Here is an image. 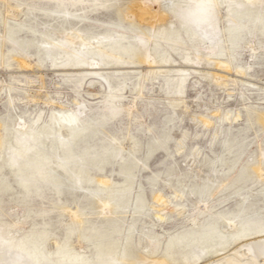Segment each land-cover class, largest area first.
<instances>
[{
	"label": "bare ground",
	"instance_id": "bare-ground-1",
	"mask_svg": "<svg viewBox=\"0 0 264 264\" xmlns=\"http://www.w3.org/2000/svg\"><path fill=\"white\" fill-rule=\"evenodd\" d=\"M42 1L52 3V8L38 3L33 4V9L52 17H63L64 23L73 20L107 29L100 35H88L79 24L70 23L71 32L66 31V40L57 46L64 55L56 60L67 62L73 68L92 70L79 73L78 83L88 74L104 76L105 67L112 65L136 63L158 67L175 63L171 54L180 51L184 52L183 62L188 64H200L213 55L217 58L226 56L227 61L217 65L221 64L220 67L229 71L232 49L230 44L227 45L228 40L234 49L248 26V8L264 12V0H229L228 25L222 34L216 22L221 13L220 0H185L184 5L177 0H130L129 3L120 0ZM234 1L238 3L234 5ZM11 9L16 13L21 7ZM112 10L115 17L110 15ZM256 19V22L261 21L258 16ZM141 25L147 28L143 29ZM129 33L135 35V42ZM14 45L20 48L16 43ZM252 50L256 52L255 48ZM19 58L22 69L31 67V56ZM179 73L173 92H167V95H175L171 97L173 99L167 97L172 108L182 103L178 96L184 93L188 77L196 70L184 69ZM215 76L217 81L225 79L223 75ZM165 84L169 91L170 79ZM144 88L126 106L123 104L127 100L123 92L125 84L119 81L112 85L109 81L108 90H103L108 96L104 97L101 110L95 111L77 101L70 116H65L59 123L51 121L37 130L21 117L13 119V122L18 120V124L14 126L16 139L12 144L7 145L5 135L0 134V150L4 148L8 153V162L4 165L12 170L22 190V197L15 205L23 211V216L12 217L11 222L1 216L0 264H202L211 258L215 260L206 264H264V146L252 163L243 168L236 169L237 164L232 162L227 170H214L204 177H197L191 186L186 184V177L183 178L180 197L188 194L197 198V218L189 215L188 206L182 204L179 207L162 194L156 198L157 205L148 207L142 185L140 192L133 195L140 165V161L133 159L140 146L132 135V148H126L125 139L119 138L107 140V146L100 150L95 144L80 148V143L86 142L87 138L94 139L102 132L101 127L120 115L125 113L131 117L138 100L145 95ZM159 92L154 85L153 96H160ZM205 123L210 124L209 121ZM259 123L264 126V114ZM215 140L217 136L213 138ZM110 159L123 161L119 163L118 173L123 177L122 183L109 177L97 180L92 174L94 169L103 173L104 165ZM194 172V166L186 171L193 179ZM250 181L261 186V190L245 192L244 186ZM94 184L98 187L84 186ZM10 188L11 185L2 182L0 190ZM79 190L87 196L83 199L62 198ZM46 192H52L55 199L46 197ZM38 199L40 205L34 209L33 204ZM230 200L235 202V209H218ZM53 213L61 218L59 225L65 231L64 239L56 233ZM170 215L187 218L194 224L193 228L182 235L175 233L177 231L174 235L164 232V223ZM201 216L206 222L196 225ZM144 218L147 221L143 222ZM166 234L171 238L163 243ZM236 246L238 248L231 251ZM88 250L93 254L89 255Z\"/></svg>",
	"mask_w": 264,
	"mask_h": 264
},
{
	"label": "rangeland",
	"instance_id": "rangeland-1",
	"mask_svg": "<svg viewBox=\"0 0 264 264\" xmlns=\"http://www.w3.org/2000/svg\"><path fill=\"white\" fill-rule=\"evenodd\" d=\"M120 1L129 3L130 0ZM177 1L185 4V0ZM235 1L234 5L238 3ZM230 2L220 0L221 13L216 17L220 32L228 25ZM38 3L48 4L50 8L53 6L52 3L42 0H0V134L5 135L7 145L16 139L14 126L18 124V120L13 122V119L21 117L37 130L51 121L59 123L65 116H70L75 111L77 101L84 102L95 111L101 110L103 99L108 96L103 90H108L109 81L112 85L120 81L125 84L123 92L127 100L123 104L126 106L145 87V95L138 100L134 114L131 117L125 113L120 115L113 122L101 127L102 132L94 139L87 138L79 146L84 148L85 145L95 144L100 150L107 146V140L119 138L125 139L126 148H132V135L140 146L133 159L140 161L135 185L137 189L133 195L140 192L142 185L148 207L157 205L156 198L162 194L166 200H172L179 207L182 204L188 206L189 215L197 218V198L188 194L180 197L179 189L184 188L183 178L186 177V184L191 186L197 177H204L214 170H227L232 162L237 164L236 169L243 168L260 154L261 146H264V126L259 123L260 116L264 114V12L259 13L258 8H248V26L242 36L240 35L234 49L228 40L227 45L230 44L232 49L229 71L220 67L221 64L217 65L218 62H226V56L217 58L213 55L210 60L205 58L200 64H188L183 62L184 52L180 51L171 54L175 63L158 67L136 63L118 64L117 67L112 65L105 67L107 76L88 74L78 83L81 79L79 73L92 70L73 68L67 62L56 60L64 55V51L58 50L57 46L66 40L65 34L71 32L70 23L79 24L81 30L87 31L88 35H100L107 32V29L93 23L73 20L69 24L64 23L63 17H52L34 10L33 4ZM18 5L21 9L13 13L11 8ZM110 15L115 17V12L112 10ZM257 16L260 17V22H256ZM141 26L143 29L147 28L146 25ZM49 36L52 37L47 38ZM129 36L132 42L136 41L134 34L129 33ZM14 43L20 48H16ZM202 54L206 56V52L202 51ZM22 55L31 56L29 64L32 68L22 69L19 66V56ZM184 69L196 70V73L188 77L184 93L178 96L182 103L172 108L167 97L175 95H167V92H173L180 78L179 71ZM215 74L223 75L225 79L217 81ZM168 79L171 83L169 91L165 84ZM154 85L155 90L160 91V96H153ZM206 121L210 124L206 125ZM215 136L217 140L213 141ZM151 150H154L152 154ZM5 152L4 148L3 151L0 150V187L2 182H6L11 188L0 190V219L3 216L2 219L11 222L12 217L23 216L22 208H16L15 205L22 197V190L13 177L12 170L4 165L8 162V153ZM119 160L110 159L104 165L103 173L94 169L92 174L97 180L109 177L122 183L123 177L118 173L119 163L123 161ZM192 166L195 170L193 175H196L194 179L186 173ZM59 173L62 174L61 171ZM253 182L245 184V192L251 189L261 190V186ZM84 186L91 189L98 187L97 184ZM86 196L87 193L79 190L62 198L83 199ZM46 197L55 199L52 192H46ZM39 202V199L35 200L34 209H38ZM235 206V202L230 200L218 209L233 210ZM51 217L57 228L56 233L64 239L65 231L59 225L61 218L57 213H53ZM144 219L143 222L147 221ZM204 222V216H201L196 225ZM192 224L185 217L176 218L175 215H170L163 229L173 235L175 231L182 235L193 228ZM164 237L163 243L171 238L169 234ZM75 247L77 251L80 250L78 245ZM237 248L238 246L231 251ZM88 252L89 255L93 254L91 250ZM214 260L211 258L202 264Z\"/></svg>",
	"mask_w": 264,
	"mask_h": 264
}]
</instances>
